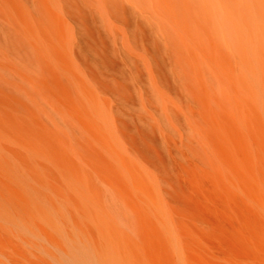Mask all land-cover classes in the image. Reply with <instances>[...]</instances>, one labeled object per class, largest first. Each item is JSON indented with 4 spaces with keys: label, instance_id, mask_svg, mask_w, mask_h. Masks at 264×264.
Returning <instances> with one entry per match:
<instances>
[{
    "label": "bare ground",
    "instance_id": "1",
    "mask_svg": "<svg viewBox=\"0 0 264 264\" xmlns=\"http://www.w3.org/2000/svg\"><path fill=\"white\" fill-rule=\"evenodd\" d=\"M13 1L24 19L53 15L56 37L74 35L72 22L87 25L96 21V15L107 18L110 26L123 27L122 46L147 59L151 88L157 93L140 75L145 114L137 116L141 123L135 128L143 143L134 151L145 172L134 171L143 193L131 210L124 199L87 194L86 185L94 180L81 162L68 156L75 150L70 134L40 127L36 120L43 97L38 84L0 66L10 72H0V81L12 90L6 94L0 86V102L3 95L8 97L6 109L0 103V121L11 116L8 112L22 121L24 133L15 141L25 150L19 152V160L29 166L16 171L0 155V167H6L1 173L11 178L19 198L34 191L29 180L43 188L50 184L44 180L47 172L66 190L56 199L55 212L0 216V264H208V215L264 217V0H81L84 7L75 0ZM32 1L37 2L35 14L29 11ZM137 5L140 15L155 23L169 42L167 57L161 53V39L159 45L150 38L143 19H135ZM3 6L0 3V12ZM17 30L26 32L22 25ZM77 48L83 53L79 43ZM102 62L111 69L117 66L107 57ZM167 65L175 72L174 82ZM92 78L89 85L71 75L69 96L106 151L95 157L113 168L121 158L106 107L111 98L129 105L135 104V97H127L128 86ZM49 103L58 108L54 99ZM146 124L151 132L144 129ZM6 136L11 135L0 124V138ZM51 136L54 140L59 136L60 143ZM37 155L48 164L36 163ZM64 206L70 209L62 210ZM127 241L135 247L134 255ZM226 247L228 264H264V229ZM215 259L212 256V262Z\"/></svg>",
    "mask_w": 264,
    "mask_h": 264
},
{
    "label": "rangeland",
    "instance_id": "2",
    "mask_svg": "<svg viewBox=\"0 0 264 264\" xmlns=\"http://www.w3.org/2000/svg\"><path fill=\"white\" fill-rule=\"evenodd\" d=\"M9 1L0 0V3L4 4L2 12H0V66L8 67H3L4 69H15L21 73L20 76L23 74L38 84V89L43 94V97L41 98L40 114L36 120L40 123V127L48 126L53 130H60L70 134L69 143L73 145L75 150L69 152L68 156L72 157L76 162H81L82 170L94 180L90 187L88 184L86 185L87 194L100 195L104 200L111 198L124 199V202L130 208L135 209L134 205H136V201L143 191L142 186L133 178L134 171L139 168L142 172H145L143 171L145 168L140 165L141 159L139 155L134 151L136 147L141 146V143H143L138 137L135 128L136 124L140 125L141 123L137 116L145 114L142 106L143 99L141 94H139L140 75L144 77L145 86H149L153 90L151 88V70L147 59L140 57L138 53L129 47L124 48L122 46L124 42L123 27L116 26V24L110 26V21L103 16L96 15V21L87 25L82 24V21L72 22L73 30L71 32L74 35L70 33L67 36L56 37L57 27L53 15H49L50 17L48 18L24 19L20 13L22 11L20 6L15 5L13 0L12 3ZM75 1L84 7V2L81 3V0ZM32 2L35 6L33 5V8L29 6V11L31 12L32 10V13L35 14L37 12V2ZM140 9V5H137L136 8L133 7L135 19L138 22L143 19L142 21L151 36L150 38L156 40L159 45L162 42L163 47L160 46L162 48L161 53L167 57L169 42L164 40L162 31L158 30V26L155 23L140 15ZM68 10L77 13L75 8ZM89 17H92L90 13ZM12 18L18 19V21L14 22ZM21 25L26 32L19 34L17 27ZM136 29L137 27L134 25L133 30L135 31ZM77 43L83 48V53L82 51L79 52ZM105 57L117 64V66L111 69V67L103 64L102 58ZM61 58L62 62H58ZM166 68L167 75L174 82L175 72L171 66L167 65ZM62 69H66V71ZM0 72L10 73L1 67ZM71 75L83 82L86 81L89 85L93 80L92 75H95L98 80L100 79L113 85L128 86L130 90L126 92L127 97L129 98L130 95L135 97V104L129 105L124 103V101L110 97L112 102L107 104L106 107L109 114L111 113V123L116 135V153L121 158L120 164L114 165L113 168L95 157L98 154L106 153V151L99 141L95 139L96 133L92 130L91 123L84 115L81 116L72 105V98L69 96L67 85L68 78ZM6 77H11V74L9 76L6 74ZM20 82H23L22 77ZM0 86L6 94H12V90L4 82L0 81ZM155 93H157L156 90ZM163 94L169 95L167 90H164ZM7 98V96L3 95L0 103L6 106L5 101ZM53 99L58 103L56 105L58 108L50 106L49 100L52 101ZM145 103L148 104L147 101ZM169 104L172 105V103ZM0 108H3L2 105ZM8 113L11 116L6 118L7 120L4 122L0 121V124L9 131L11 136L0 138V155L10 160L16 171H25L29 166L18 158V155L21 154L19 152H25V150L18 146L15 141L16 137L24 133L22 131V121H19V117H15L12 112ZM162 115L164 116L163 111ZM130 116L136 117V120L131 119ZM169 126L172 127L170 130H174L173 125L169 124ZM148 128L147 124L144 125V129L147 132H151L150 128ZM84 134L89 139L86 138L87 140H85ZM64 137L68 138L67 136ZM76 137L81 139L83 143L80 144ZM160 139H162L161 136ZM51 140L60 143L59 136H56L55 140L51 136ZM160 144V147L163 148L162 143ZM40 148H42L41 145ZM35 159L36 163H41V165L48 164L43 156L37 155ZM5 169V166L0 167V170ZM51 171L55 172L56 170L51 169ZM24 174L31 176L26 172ZM50 174L51 172H47L48 177H44L46 183H50L45 188L40 183L29 180L34 187V191L27 190V196L19 198L20 196L18 197L12 191L14 184L11 178L5 174V171L3 173L0 171V216L29 215V212L41 214L44 210L55 212L59 205L56 199L61 198L66 190L59 181L58 183L52 182ZM54 204L55 206H53ZM68 209L70 207H62V210ZM263 218L262 215L243 216L231 213L226 215H208V264H228L224 260L227 257L224 254V250L229 249L226 245L236 240L242 241L249 233L264 229ZM37 224L39 226L43 225L41 222ZM126 245L132 255H134L132 249H135V247L132 243L127 241ZM212 256L216 257L214 262L211 260Z\"/></svg>",
    "mask_w": 264,
    "mask_h": 264
}]
</instances>
